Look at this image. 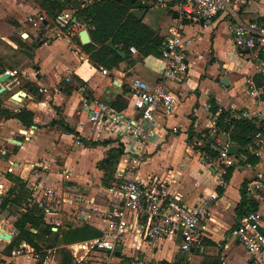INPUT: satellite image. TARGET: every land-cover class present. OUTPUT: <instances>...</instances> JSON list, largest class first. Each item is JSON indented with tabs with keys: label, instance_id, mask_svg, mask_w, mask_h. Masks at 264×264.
<instances>
[{
	"label": "crops",
	"instance_id": "1",
	"mask_svg": "<svg viewBox=\"0 0 264 264\" xmlns=\"http://www.w3.org/2000/svg\"><path fill=\"white\" fill-rule=\"evenodd\" d=\"M42 1L0 0V70L1 73L17 71L16 76L2 84L6 90L0 94V184L7 190L6 198L16 186L12 178L24 180L31 192V205L39 203L44 207L45 221L52 230L40 235L38 251L44 252L41 259L16 257L0 260V264H176L178 261L186 264L180 248L181 238L150 241L144 233L143 216L129 217L133 228L122 236L120 250L114 253L91 250L93 240L102 237L117 222L113 215L116 202L108 193L101 164L108 160L112 150L121 146L123 153L111 185L120 182L117 170L124 167L128 151L137 147L145 158L139 166L127 167L122 179L136 180L149 189L163 184L181 204L187 208L194 206L218 189L223 170L216 162L205 165L194 142L214 124L216 114L210 111V101L214 100L220 110L238 113L249 110L254 116L264 117V73L261 71L264 57L254 50L236 46L228 29L227 13H220L211 24L185 20L182 33L190 40L191 70L180 84L165 81L166 87L178 96L179 103L172 114L157 113L158 134L151 142L145 146L135 145L128 136L92 124L87 104L98 98L114 106L120 100L127 104L123 110L126 114L139 117L141 113L133 107L132 84L135 80L150 86L164 82L166 60L161 54L143 56L138 50L131 52L130 48L126 54L120 47L111 45L126 57L111 68L97 65L85 48L94 44L90 30L74 17L73 3L53 17L41 6ZM96 1L99 0H79L82 7ZM142 2L150 5L142 21L164 41L169 27L177 21L176 5L162 6L156 0H139L138 4ZM138 4L131 12L138 9ZM238 5L243 21H264V0H238ZM63 12L73 14V21L77 19L74 34L69 39L57 35L61 32L57 19ZM223 27H227L232 37L228 46L221 34ZM84 30L88 31V44L81 41L80 34ZM43 38L47 41L33 46L37 39ZM22 49L30 51L32 58L23 54ZM256 74L262 75L260 84H257ZM224 77L228 78L229 86L222 83ZM248 78L260 87L255 95L248 91ZM45 88L48 91L41 92ZM22 110L33 113L31 124L15 117ZM231 143L239 147L234 155L235 166L231 167L233 172L220 197L207 209L201 225L204 227L203 244L194 251L190 264L251 263L245 248L236 242L231 232L241 218L236 208L245 180L249 199L258 197L248 187L254 179L264 175V155H252L249 144L242 146L232 140ZM178 150L185 152L186 171L166 166V153L173 158ZM251 157L255 158L253 163ZM160 159L163 165L158 163ZM258 204L262 211L264 202L260 200ZM26 208L28 206L18 202L10 204L7 211L0 210V230L12 234L11 240H0V250L6 254L19 234L15 223ZM86 225L100 234L70 244L63 241L64 231ZM24 245L31 244L22 241L16 247Z\"/></svg>",
	"mask_w": 264,
	"mask_h": 264
},
{
	"label": "built area",
	"instance_id": "2",
	"mask_svg": "<svg viewBox=\"0 0 264 264\" xmlns=\"http://www.w3.org/2000/svg\"><path fill=\"white\" fill-rule=\"evenodd\" d=\"M156 2L162 6L175 4L178 13L177 21L169 27L168 35L162 45L161 55L166 60L164 82L150 86L141 80L134 81L132 84L133 107L141 113L137 118L126 114L123 110H118L102 99L95 98L87 104L89 121L92 124L97 125L99 128L108 127L123 137L128 136L135 142V145L145 146L151 142L158 134L157 113L172 114L175 106L179 103L178 96L166 87L165 81L171 80L180 84L186 79L191 70L188 57L190 40L186 39L182 33V23L185 20L211 24L220 13H227L230 18L228 29L235 40L236 46L243 50H254L258 56L264 55V21H243L239 16L238 0H156ZM57 23L61 29V32L57 35H65L68 39L73 36L77 25V22L73 21V14L70 12L61 13ZM130 51L136 53L137 49L132 46ZM261 65V71L264 73V62ZM100 69L106 73L108 72L102 67ZM7 72L11 74V77L17 75V71ZM246 84L252 95L260 90V87L255 85L252 78H248ZM47 91L46 88L41 90V92ZM218 115L219 112L214 117V124L210 132L203 134L202 139L196 138L194 142L201 152L205 164L216 162L223 168L218 184V187L223 188L226 185L224 175L227 169L235 166V156L229 152L230 147L233 145L230 140V133L217 130ZM233 117L252 120L256 124L257 130L249 143V149L252 155L262 157L264 155V117L262 115L254 116L249 110L239 113L234 112ZM210 140H212L210 148L217 153L214 160L210 158L209 153L202 150ZM137 149L139 148H131L128 151L129 157L125 160L124 167L122 169L118 168L117 176L120 182L107 188L108 193L116 202L113 207V215L117 222L113 223L102 237L93 240L91 250H107L114 253L120 246L124 233L133 228L132 223L129 222V217L132 215L136 218L143 216L145 218L144 233L148 239L155 241L178 236L181 238L180 248L184 254L185 263L190 264L193 261L194 251L203 244L204 227L201 225L205 219L207 209L211 202L220 197V192L217 189L212 193H208L205 198L194 206L186 208L173 198L163 184L160 187L149 189L148 186L136 180H123L125 169L139 166L145 158L143 152ZM246 165L250 167V164ZM248 190L250 192L254 191L258 195L255 200L250 198L251 202L257 204L260 200L264 202V175L254 179ZM6 194V188L3 184H0V210ZM231 235L239 245L245 248L250 264H264V209L261 211L258 206L257 210L244 213L232 229ZM0 240L6 242L2 238ZM46 252L50 253V250ZM43 253L34 249L31 245H24L11 249L9 254L0 250V260L16 257L39 260L43 257Z\"/></svg>",
	"mask_w": 264,
	"mask_h": 264
},
{
	"label": "trees",
	"instance_id": "3",
	"mask_svg": "<svg viewBox=\"0 0 264 264\" xmlns=\"http://www.w3.org/2000/svg\"><path fill=\"white\" fill-rule=\"evenodd\" d=\"M138 1L99 0L89 6L82 7V3L79 0H43L41 6L47 9L50 15L56 17L60 11L66 9L69 3H73V8L76 9L74 17L86 24L92 36L94 44L85 46L87 52L91 53V58L95 64L111 68L118 66L123 61V58L111 48V45L120 47L126 54H128V50L132 46L143 56L160 55L162 53V38L156 35L143 21L138 20L131 12L132 9L136 8ZM261 56L264 57V55ZM261 76L260 74H256L257 84H260ZM113 105L118 110H124L127 107V104L122 103L120 100ZM210 111L214 115L219 112L216 122L217 130L229 132L233 142L246 146L252 141L257 130V126L252 120L234 118L233 110H220L214 100L210 101ZM15 117L29 124L33 122V113L28 110L20 111ZM209 132L210 130L207 129L203 134H208ZM198 138L202 139V136L199 135ZM203 139L207 140L206 138ZM211 142L212 140L202 150L209 153L210 158L214 160L217 157V153L210 148ZM122 153L123 148L121 146L117 150H112L108 160H104L101 164L102 169L105 171L104 179L106 186H110L111 182H113ZM254 160V157L250 158L252 163ZM232 172L233 168L227 169L224 175L226 181L229 180ZM12 180L16 186L8 192V196L4 199L3 211H7L10 204H18V202L23 203L28 208H26V211L15 223L19 234L13 239L8 249L11 250L22 241H26L39 250L41 249L38 243L40 235L51 232L52 227L45 221L44 207H41L39 203L31 205V192L27 189V183L19 177H13ZM247 183V180L243 182L241 201L236 208V214L240 217L244 213L257 210L258 208V205L251 202V199L247 195ZM218 191L221 194L222 188L218 187ZM29 205L31 206L29 207ZM31 229H35L38 232L33 233ZM94 234L99 235L100 233H96L90 226L86 225L73 231H64L62 239L65 243L70 244L86 240L87 236ZM211 243L214 244L213 242ZM176 264L181 263L178 261Z\"/></svg>",
	"mask_w": 264,
	"mask_h": 264
},
{
	"label": "water",
	"instance_id": "4",
	"mask_svg": "<svg viewBox=\"0 0 264 264\" xmlns=\"http://www.w3.org/2000/svg\"><path fill=\"white\" fill-rule=\"evenodd\" d=\"M150 5L147 4V3H140L138 4V9L133 11L132 14L140 21H142L146 15V9L149 7ZM74 22H77V19L75 18L74 19ZM80 37H81V41L83 44H88L90 43V38L88 36V31L87 30H84L81 34H80ZM47 41V38H43V40L41 39H37L36 42L33 44V46H36L38 43L40 42H46ZM112 48L116 49L114 46H111ZM117 53L125 58L126 55L121 51V50H117ZM21 52L23 54H25L27 57L29 58H32V53L28 50H24L22 49ZM11 78V74L9 72H5V73H1V70H0V94H2L5 90H6V87H4L2 84H4L7 80H9ZM222 83L225 85V86H229L230 85V82L228 80L227 77H224L223 80H222ZM21 94V93H20ZM238 149L239 147L237 145H232L229 149V152L231 155H236L237 152H238ZM186 207V206H185ZM187 208V207H186ZM68 226H71L70 223H67ZM0 238L4 239V240H11L12 238V234H10L9 232H7L5 229H1L0 230ZM121 247L119 246L118 247V250H120Z\"/></svg>",
	"mask_w": 264,
	"mask_h": 264
},
{
	"label": "rangeland",
	"instance_id": "5",
	"mask_svg": "<svg viewBox=\"0 0 264 264\" xmlns=\"http://www.w3.org/2000/svg\"><path fill=\"white\" fill-rule=\"evenodd\" d=\"M221 34H223L222 36L227 40V42L225 43L227 46L230 44V39L232 38L231 37V35L229 34V32H228V30H227V27H223L222 28V31H221ZM244 86H245V84H243ZM169 150V149H168ZM167 150V151H168ZM166 166L167 165H171V166H174V167H176V170L177 169H179V170H182V171H186V170H188L187 168H185L184 167V163L186 162L185 160H184V163H183V157H185V152L183 151V150H178V152H176V153H174L173 154V158H171V156H169L168 155V153H166ZM177 156H179V158H177ZM165 158V157H164ZM163 158V159H164ZM163 159L161 160H159L158 161V163L160 164V165H163L162 164V161H163ZM205 165H207V164H205ZM168 168H166V170H167ZM187 175L185 174V177H186ZM102 187V186H101ZM110 204L108 203V206H109Z\"/></svg>",
	"mask_w": 264,
	"mask_h": 264
},
{
	"label": "bare ground",
	"instance_id": "6",
	"mask_svg": "<svg viewBox=\"0 0 264 264\" xmlns=\"http://www.w3.org/2000/svg\"><path fill=\"white\" fill-rule=\"evenodd\" d=\"M88 244H90V243H88ZM88 244H86V246H88ZM86 246H85V247H86Z\"/></svg>",
	"mask_w": 264,
	"mask_h": 264
}]
</instances>
